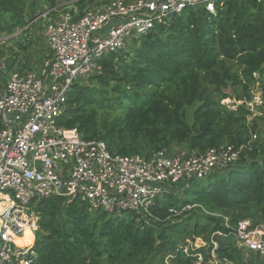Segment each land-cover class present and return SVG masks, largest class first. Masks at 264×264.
I'll use <instances>...</instances> for the list:
<instances>
[{"label": "trees", "instance_id": "16d2710c", "mask_svg": "<svg viewBox=\"0 0 264 264\" xmlns=\"http://www.w3.org/2000/svg\"><path fill=\"white\" fill-rule=\"evenodd\" d=\"M68 1L43 0L53 11ZM93 1L78 4L84 11ZM222 2L215 13L203 3L187 7L132 48L103 55L96 71L72 87L59 122L85 139L104 140L113 154L149 158L171 146L200 154L232 144L241 149L239 159L190 180L183 192L163 191L150 215L91 211L80 197L35 202V264H164L172 253V264H192L182 246L201 238L206 245L199 250L206 252L216 231L224 233L215 237L222 257L264 264L257 252L239 248L231 232L242 219L264 222V138L258 137L264 110L250 118L248 105L257 83L264 98V0ZM33 4L0 0V35L28 24ZM30 28L10 39L27 48ZM8 51L12 56L0 44V59L16 56ZM227 98L235 108L223 102Z\"/></svg>", "mask_w": 264, "mask_h": 264}, {"label": "built area", "instance_id": "2783aa9c", "mask_svg": "<svg viewBox=\"0 0 264 264\" xmlns=\"http://www.w3.org/2000/svg\"><path fill=\"white\" fill-rule=\"evenodd\" d=\"M222 1L100 0L83 11L78 0H71L39 16L46 20L49 55L36 69L11 67L0 59V264H35L34 203L41 199L80 197L91 211L150 215L163 191L177 185L183 191L190 180L239 159L241 149L232 144L200 154L179 146L155 150L149 158L113 154L104 140L85 139L76 127L59 122L72 87L96 71L103 55L128 48L131 38L138 40L187 7L203 3L215 13ZM225 225L231 228L228 217ZM27 229L34 234L31 243H17ZM231 232L239 248L264 259V222L242 219ZM222 235L213 233L206 252L199 250L206 245L201 238L188 240L182 251L192 264H233L219 254L215 237ZM174 255L168 254L164 264H172Z\"/></svg>", "mask_w": 264, "mask_h": 264}, {"label": "rangeland", "instance_id": "374dc122", "mask_svg": "<svg viewBox=\"0 0 264 264\" xmlns=\"http://www.w3.org/2000/svg\"><path fill=\"white\" fill-rule=\"evenodd\" d=\"M107 1V0H106ZM100 2V0H94L93 3H95L96 5H98ZM90 7V6H89ZM48 10V9H47ZM44 11H46V7L44 5V2L43 0H34V4L33 5H30L28 7V15L30 18L29 22L30 21H34L36 17H38L40 14H42ZM35 13L36 16H35ZM26 27V26H25ZM45 27H46V21L43 17H39L35 20L34 24L31 25V28L28 30L29 34L32 35V29H36L39 28L38 30L43 31L45 30ZM24 28V27H23ZM4 36V35H2ZM22 37V35L20 36ZM18 38V37H17ZM43 39L39 36V37H36V39L32 40V42H30L29 44L32 45V43L34 41H38L40 43V41H42ZM136 41L135 38H131L129 40V46L128 48H132V46L134 44H136ZM0 44H5L6 48H7V54H9L10 51H8V49H12V50H19V53H15V57L16 59H22L21 55H23L21 52L24 51V46H21L20 43L16 42L15 40H6V41H2L0 42ZM13 54V53H12ZM26 55V53L24 54V56ZM8 56H12L11 54H9ZM20 56V57H19ZM27 57V56H26ZM261 87H260V83H257L254 88H253V94H254V101H252V110H253V114L250 115V118H252V115L254 116L255 114L258 115V116H261L263 115V110H264V103L262 104V100L264 101V98L262 97V92H261ZM224 103L228 104L229 106L231 107H236V105H232L234 104V100H231L230 98H227L223 101ZM240 102V101H238ZM238 102H236L238 104ZM257 102V103H255ZM262 106V108H257V106ZM259 125H260V130H259V133H258V137L261 136L264 138V119L263 120H260L259 121ZM178 189V191L180 192H183L181 191V189H179V186H175V189ZM180 192H178L179 194H181ZM183 195V194H182ZM31 232V231H30ZM31 234L33 235V231L31 232Z\"/></svg>", "mask_w": 264, "mask_h": 264}, {"label": "crops", "instance_id": "0c3cea01", "mask_svg": "<svg viewBox=\"0 0 264 264\" xmlns=\"http://www.w3.org/2000/svg\"><path fill=\"white\" fill-rule=\"evenodd\" d=\"M63 5V4H62ZM36 20V19H35ZM35 20L33 21V23L29 24V25H32L34 24ZM46 21V20H45ZM27 25V24H26ZM25 25V26H26ZM28 25V26H29ZM24 26V27H25ZM27 26V27H28ZM25 27V29L27 28ZM39 28L36 29H32V35H30V38H29V41L32 42V40L36 39V37H41L43 40L40 41V43L38 41H34L32 43V45H30L31 43L27 40V41H24V45H26L28 43V47L24 49V51H22L21 53L23 55H21L22 59H14L13 57H10V58H6L9 65L11 67L13 66H19V67H22L24 69H27V68H31V69H36V67L42 62V60L47 57L49 55V50H48V47L46 45V40H45V36L44 34L42 33V31L38 30ZM20 30H24L23 27L20 28L19 30H17L16 32L20 31ZM2 36V35H0ZM2 37H5V38H14L16 36H14V34L12 35H8V36H2ZM3 41H5L3 39ZM20 43V42H19ZM30 43V44H29ZM15 53H19V50H14ZM26 53V55L24 56V54ZM20 54V53H19ZM27 56V57H26ZM20 57V56H19ZM33 237H34V234H33Z\"/></svg>", "mask_w": 264, "mask_h": 264}, {"label": "clouds", "instance_id": "9594fccd", "mask_svg": "<svg viewBox=\"0 0 264 264\" xmlns=\"http://www.w3.org/2000/svg\"><path fill=\"white\" fill-rule=\"evenodd\" d=\"M32 241V234L30 232H26L23 240H18L17 243H31Z\"/></svg>", "mask_w": 264, "mask_h": 264}, {"label": "water", "instance_id": "95a60500", "mask_svg": "<svg viewBox=\"0 0 264 264\" xmlns=\"http://www.w3.org/2000/svg\"><path fill=\"white\" fill-rule=\"evenodd\" d=\"M40 15H41V14H40ZM40 15H39V16H40ZM39 16H38V17H39ZM36 18H37V17H36ZM36 18H35V19H36ZM32 22H33V21L28 22V24H27L26 26H28V25L31 24ZM24 28H25V27H24ZM24 28H23V29H24ZM261 81H262V79L260 78V82H261Z\"/></svg>", "mask_w": 264, "mask_h": 264}, {"label": "bare ground", "instance_id": "6f19581e", "mask_svg": "<svg viewBox=\"0 0 264 264\" xmlns=\"http://www.w3.org/2000/svg\"><path fill=\"white\" fill-rule=\"evenodd\" d=\"M28 231L30 232V230H29V229H27V230H26V232H28ZM26 232H25V233H26ZM20 240H23V238H22V239H20ZM23 244H25V243H23Z\"/></svg>", "mask_w": 264, "mask_h": 264}, {"label": "snow or ice", "instance_id": "6c2138e0", "mask_svg": "<svg viewBox=\"0 0 264 264\" xmlns=\"http://www.w3.org/2000/svg\"><path fill=\"white\" fill-rule=\"evenodd\" d=\"M209 7H211V5H209Z\"/></svg>", "mask_w": 264, "mask_h": 264}]
</instances>
